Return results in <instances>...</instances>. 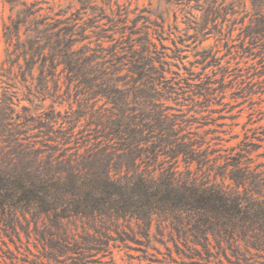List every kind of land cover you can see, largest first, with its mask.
<instances>
[{"label":"trees","instance_id":"1","mask_svg":"<svg viewBox=\"0 0 264 264\" xmlns=\"http://www.w3.org/2000/svg\"><path fill=\"white\" fill-rule=\"evenodd\" d=\"M1 3L11 13L2 32L6 47L15 50L14 77L29 84L34 99H62L64 108L57 111L52 100L47 112L30 116L18 131L36 129L40 147L14 140L16 159L0 163V230L17 234L21 225L30 234L32 221L44 248L57 257L69 247L67 226L80 223L83 242L74 245L88 251L79 252L78 263L85 264L111 232L124 241L133 221L138 235L149 238L156 222L189 259L201 256L200 247L209 255L215 249L229 264L264 260V162L252 156L264 157V126L225 146L219 136L205 138L215 133L208 115L171 112L168 102L197 95L204 104L210 92L203 81L191 83V73L166 76L167 50L182 59L177 43L184 39L171 38L177 22L157 16L158 22L154 11L119 0H77L75 9ZM239 4L247 13L246 2ZM250 9L245 37L255 44L264 38V0H252ZM191 16L194 34L185 36L202 43L220 9L209 4L201 22ZM209 58L212 52L204 50L202 63Z\"/></svg>","mask_w":264,"mask_h":264},{"label":"rangeland","instance_id":"2","mask_svg":"<svg viewBox=\"0 0 264 264\" xmlns=\"http://www.w3.org/2000/svg\"><path fill=\"white\" fill-rule=\"evenodd\" d=\"M24 1L27 3L39 1L44 8L53 6L55 9L67 7L75 9L78 7L77 0ZM97 1L100 2V0ZM241 1L246 2L247 13L242 11L239 4ZM251 1L119 0L120 4L129 6L130 9L138 7L139 9L145 8L154 11L156 15L152 16V19L157 18L158 22H161L158 17L164 19L165 24L177 22L178 28L172 27L171 38L175 39V35H181L184 39L182 44L181 41L177 43L182 48V59L174 58L171 50H167L170 54V58L167 60L170 63L171 72L167 73L166 76L176 78V72L185 75L191 73L190 82L199 84L203 81L207 83L210 92L207 97L208 103L204 104L202 103L204 98L197 95L192 96L191 99L180 98L177 105L175 102H168L174 107L171 112L174 114L183 113L186 117L208 115L207 118L211 122L209 128L214 129L215 133H208L205 138L211 140L214 135L219 136L223 140L221 145L225 146L234 145L241 141L247 129L264 126V38L260 37L257 43L251 44L249 38L245 37V28L253 19V12L250 9ZM209 4L220 9V16L213 22L207 23L205 40L201 43L198 39L186 37L185 35L194 34L195 24L191 14L196 17L197 22H201ZM10 15L9 5L1 3L0 163L4 164H10L16 159L15 151L18 145L14 140H18L22 146L35 145V147H40L39 143H35V140L41 139L35 137L36 129L27 132L18 131L21 130V126L27 124L30 116L47 112L52 100H57L55 104L57 111H63L64 108L58 106V102L62 99L48 98L45 101H41V98L34 99L32 95L28 94L27 87L29 84L22 82L20 76L17 79L14 77L17 73V68L13 66L12 62V60H16L15 50L13 47H6L2 32L3 22H8ZM21 37L24 38L23 35ZM178 41L176 39V42ZM164 43L171 49L174 48L171 41ZM107 45L105 44V46ZM204 50L211 51L213 58L202 63ZM19 63L24 65L21 57ZM37 74L38 70L36 69L34 77H37ZM34 82L36 85L37 81ZM64 88L62 87V91ZM32 90L34 94L33 87ZM28 98L32 100V103L27 101ZM25 109L27 110L25 111ZM199 111L201 113L196 114ZM233 135L238 137L226 143L225 140ZM215 141L217 142V140L211 142ZM262 152L263 148L259 149L257 153L261 154ZM255 154L252 156L257 162H264V157H256ZM21 223L26 225L23 220ZM38 225L40 226L41 222ZM77 225L78 228L74 225L67 226L65 239L69 247L64 248L65 253H57L60 255L57 257L52 255L48 247L44 248L43 242L39 240V235L33 231L34 224L32 221H30V234L25 228L27 226L23 228L21 225H17V234L9 229L7 231L1 229L0 264H79V254L85 253L87 256L88 251L75 249L74 242L82 243L83 240L80 236L84 235L80 223ZM131 228L132 231L128 228L124 229L127 233L122 235L124 241L122 237L111 232L113 238L109 241H105V239L100 241V247L90 253V256L85 259L87 260L85 264H229L223 256L217 254L215 249H211L212 255H209L198 247L201 256L190 259L185 257L189 251L181 244L177 248L169 239L166 230L161 235L157 231L156 222L152 224L149 238L138 235L140 231L133 221ZM135 239L140 241L137 242ZM86 244H83L81 248H86ZM255 264H264V260Z\"/></svg>","mask_w":264,"mask_h":264}]
</instances>
